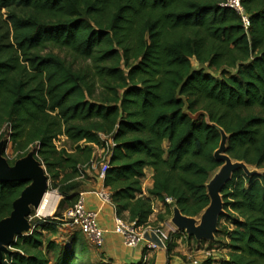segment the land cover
I'll list each match as a JSON object with an SVG mask.
<instances>
[{
    "label": "trees",
    "instance_id": "obj_1",
    "mask_svg": "<svg viewBox=\"0 0 264 264\" xmlns=\"http://www.w3.org/2000/svg\"><path fill=\"white\" fill-rule=\"evenodd\" d=\"M226 1L0 0V139L6 127L17 159L33 150L61 195L0 264H92L77 234L55 237L101 135L115 143L103 181L118 215L145 226L159 200L160 219L174 205L199 216L220 128L227 153L261 171L238 170L222 192L221 264H264V0H242L249 28ZM27 185L0 179V219Z\"/></svg>",
    "mask_w": 264,
    "mask_h": 264
},
{
    "label": "water",
    "instance_id": "obj_2",
    "mask_svg": "<svg viewBox=\"0 0 264 264\" xmlns=\"http://www.w3.org/2000/svg\"><path fill=\"white\" fill-rule=\"evenodd\" d=\"M220 131L222 138L214 155L219 162H222V165L207 183L210 204L200 218L185 215L177 205L173 206L172 224L198 241H213L216 238L220 218L225 212L222 192L235 172L242 169L249 176L261 172L258 169H252L244 161L234 160L227 153L229 135L222 128ZM5 149L4 140H0V179L28 182V185L14 200L10 215L0 219V262L6 253L11 252L15 239L32 230L30 221L32 209H38L49 187L46 167L33 150L11 164L5 155Z\"/></svg>",
    "mask_w": 264,
    "mask_h": 264
},
{
    "label": "crops",
    "instance_id": "obj_3",
    "mask_svg": "<svg viewBox=\"0 0 264 264\" xmlns=\"http://www.w3.org/2000/svg\"><path fill=\"white\" fill-rule=\"evenodd\" d=\"M104 136L101 135V140ZM94 152L93 158H97L102 149L100 146L93 145ZM94 171V172H93ZM90 171L89 177L82 181L79 193L85 195V206L89 210L98 211V223L104 230V247L102 250H97L92 245L90 249L92 254L98 258L104 264H187L184 258H181L179 254V248L176 247L171 252L163 246L160 237L153 230L155 227H161L162 229L175 230L171 222V217L160 219V214L166 212L165 204L159 200H155L154 213L149 218V223L144 226V238L135 247L127 246L124 243L123 237L115 232V216L118 215L116 207L113 202L104 201L98 194V190L104 186V179L100 178L94 169ZM153 186L152 172L148 168L146 171V177L143 182L144 195H147L148 190ZM52 213V212H51ZM66 227V226H64ZM62 228V227H59ZM151 240L157 243L155 249H148L147 242ZM87 245V244H86ZM222 251V250H221ZM184 252H186L184 250ZM228 249L223 250V255L216 254L214 259L220 261L222 257L228 256Z\"/></svg>",
    "mask_w": 264,
    "mask_h": 264
},
{
    "label": "built area",
    "instance_id": "obj_4",
    "mask_svg": "<svg viewBox=\"0 0 264 264\" xmlns=\"http://www.w3.org/2000/svg\"><path fill=\"white\" fill-rule=\"evenodd\" d=\"M223 5L235 9L241 15L245 27L249 28L251 20L245 12L242 0H227ZM103 141L104 145L101 146V153L91 162V169H96L98 176L102 179L105 178V173L109 168L111 148L115 145L113 140L106 136H104ZM98 163L100 164V168L98 167L99 165H97ZM98 194L104 201L112 202L111 192L105 185L98 190ZM166 201L170 204L174 202L172 197H167ZM62 220L64 226L68 228H79L87 242L94 248L97 250L103 249L104 230L98 223V211L86 208L85 195L83 192L78 194L76 202L65 214H63ZM114 229L116 233L123 237L124 243L130 247L137 246L144 238V226H137L135 221L131 222L120 215L115 216ZM153 230L159 235L163 246L167 249L168 243L172 240L171 235L169 236V233L161 227H155ZM146 246L148 249H155L158 245L154 241L149 240ZM203 252L205 258H210L211 262H197L194 264H221L220 261L214 259L216 253L215 249H207Z\"/></svg>",
    "mask_w": 264,
    "mask_h": 264
},
{
    "label": "rangeland",
    "instance_id": "obj_5",
    "mask_svg": "<svg viewBox=\"0 0 264 264\" xmlns=\"http://www.w3.org/2000/svg\"><path fill=\"white\" fill-rule=\"evenodd\" d=\"M72 58H73L72 56L71 57L69 56V59L72 60ZM75 63L78 64V65H81V64L82 65H86V64H88V61L85 62V61H83L81 59H75ZM195 116L197 117V114ZM3 131H4V133H3V136H2V138L0 140H4L6 142L5 155H6V157L9 160H13L14 161L15 159H17L18 155L12 149V144L10 142V137H9V133H8L9 131L7 130L6 127H4ZM56 145L58 146V148L60 150L67 149V150L71 151V146L66 142V139L64 137H61L60 139L56 140ZM97 165H99L98 167L100 168V164L98 163ZM86 170L87 171H86L85 174H86V178H88L89 174H90V171H93L94 169L86 168ZM215 172L212 173L211 177L215 174ZM48 176H49V187H48V190H49V193H51L52 195L56 196V200H57L56 201V205H55L52 213H50V214H39L38 210L33 208L31 216H30V221H31L32 225L33 224H37L40 221V219H42V218L45 219V218L49 217L50 215H52L53 212L55 211L56 207H57V204H58L60 198H61L60 193L54 187L55 183L53 182V180H52V178L50 177L49 174H48ZM76 199H75L74 202H76ZM72 206L65 207L63 209V213L65 214L67 212V210L69 208H71ZM201 214L199 216H197V217L200 218ZM60 227H62V228L58 229V233L56 234L57 236L55 237V240H57V242H61V241H64V240H71L72 237H74L77 234L79 236V238L82 240L83 244L89 250L88 255H86L87 263L89 262L88 261L89 260V256L91 257V260H92L91 263L92 264H97V262L100 261V260H98L97 257H95L92 254V252L90 250L92 248V246H90L88 244L87 240L85 239V236L83 235V233L80 231L79 228H77V227H73V228L64 227V223H62ZM231 227H233V226L231 225L229 218L228 217L223 218L220 221V226L218 227L219 231H218V234H216L217 239L214 242L213 241H209V240L198 241L195 237H189V235L186 232L181 233L182 235H179V234L176 235L177 237L176 236L173 237V232H175L177 230L176 227H175V229H176L175 231H173L172 229H169V228H166L165 230L169 233V236L171 235L172 241L175 242V244H176L175 248L176 247L179 248L178 249L179 252H180L179 254H181V253L183 254V255H180V257L184 258V260H185V262L187 264H194V263H197V262H211L210 258H205V256H204V252L203 251L207 250V249H215L216 250V253H215L214 257L218 256L216 254L223 255L224 254L223 250L226 249V247H225V241H226L225 239L226 238H225L224 234H225L226 230H228ZM29 232H27L25 234H28ZM184 250L186 252H184Z\"/></svg>",
    "mask_w": 264,
    "mask_h": 264
},
{
    "label": "bare ground",
    "instance_id": "obj_6",
    "mask_svg": "<svg viewBox=\"0 0 264 264\" xmlns=\"http://www.w3.org/2000/svg\"><path fill=\"white\" fill-rule=\"evenodd\" d=\"M56 196L49 193V190L44 195L40 206L38 207L39 214H50L56 205Z\"/></svg>",
    "mask_w": 264,
    "mask_h": 264
}]
</instances>
